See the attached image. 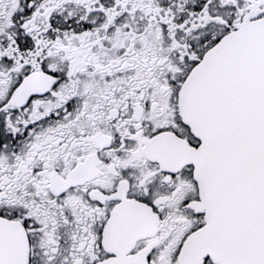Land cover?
<instances>
[{
	"label": "snow or ice",
	"instance_id": "snow-or-ice-1",
	"mask_svg": "<svg viewBox=\"0 0 264 264\" xmlns=\"http://www.w3.org/2000/svg\"><path fill=\"white\" fill-rule=\"evenodd\" d=\"M0 264H264V0H0Z\"/></svg>",
	"mask_w": 264,
	"mask_h": 264
}]
</instances>
